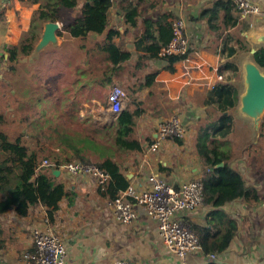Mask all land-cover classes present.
<instances>
[{"label": "crops", "instance_id": "obj_1", "mask_svg": "<svg viewBox=\"0 0 264 264\" xmlns=\"http://www.w3.org/2000/svg\"><path fill=\"white\" fill-rule=\"evenodd\" d=\"M47 1L39 0L32 4L28 0H0V47L3 56H6L7 46L19 45L30 29L32 17ZM215 1L110 0L106 28L101 36L105 44L108 43L107 36L111 35L109 43L117 51L131 55L129 61L113 65L112 82L117 81L116 76L121 68L126 67V78L118 79L117 85L129 93L122 110L139 112L132 138L137 141L140 150L110 151L107 157L119 166L128 186L138 191L148 188V179L152 175L163 178L175 187L195 179L203 182L204 175L210 173L211 169H206L196 146L199 143L210 145L215 141L216 138L211 137V130L219 126L223 116H231L230 134L216 142L220 143L221 150L228 155L226 164L239 173L244 187L252 192V196L247 201L238 199L220 207L224 214L236 222L237 230L228 249L212 262L264 264V143L261 140L258 142L257 137L249 138L252 124L247 122L239 110V98L245 90L243 67L248 63L256 65L253 55L257 50L264 49L263 44L256 41L258 36L264 34V0H252L258 3L261 10L259 15L249 17L257 26L256 31L244 28L243 21L248 18H242L239 13L237 25L228 31L223 30L215 21L208 25V11ZM85 5L86 0H77L73 9L65 8L60 12L61 19L56 23L59 27L57 32H61V36L56 33L55 42L46 46L57 47L46 72L47 77L53 78L57 84L62 76L65 87L67 78L72 80L78 74L81 81L79 75L87 73L86 70L91 67L94 69L89 79L92 85L80 82L74 88L73 93L78 97L84 96L77 107L71 101L62 104L56 100L52 89L51 93L41 92L46 99L47 109L56 100L59 110L77 111L79 119L88 112L92 113L94 120L101 124L100 128H107L114 124L116 118L108 110L107 95L102 98L91 93L103 82L101 70H96L100 68L101 57L96 59L95 64L87 61L89 52L99 51L104 44L99 42V35L94 33L82 39H73L64 31L66 26L81 17ZM127 9L136 11L134 26L126 22ZM174 20L183 22L192 47L189 54L176 62L170 72L164 60L159 57L139 58L140 54L135 48L146 31V21L153 24L151 31L158 39L157 27ZM47 24L43 23L41 30L38 29L40 38ZM260 24L262 26L259 27ZM227 37L231 38L229 42ZM38 42L29 56L19 57L14 73L6 72L3 63H0V114L4 116L10 112L19 113L22 102L29 100L36 92L38 79L32 67L46 48H37ZM150 43L145 40L140 46ZM224 47H233L234 55L227 58ZM229 62L237 67L236 73L227 69ZM23 64L27 71L20 72L18 67L23 68ZM147 74H154L153 82L149 87H140ZM129 81H134V84ZM227 86L236 92V103L234 108L222 113L217 96ZM85 95H89V98ZM171 116L181 119L186 128L184 137L166 140L156 152H148L159 124ZM17 123L21 128L22 122L16 120L14 123L18 134ZM263 124L260 120L259 126ZM7 161L8 157L0 152V165ZM52 174L65 185L69 198L60 200L51 223L48 221L47 209L41 205L31 207L25 217H19L14 212L0 215V264H24L22 256L32 248L31 233L34 229L50 230L61 238L66 249L65 264H112L116 261L181 264L165 251L157 235L156 222L145 214L142 207L134 205L136 219L129 225H123L114 216L111 199L101 195L94 178ZM210 211L212 208L203 202L201 207L190 214H184L182 219L189 224L204 226L206 214ZM187 261L190 264H206L210 260L201 252L189 255Z\"/></svg>", "mask_w": 264, "mask_h": 264}, {"label": "trees", "instance_id": "obj_2", "mask_svg": "<svg viewBox=\"0 0 264 264\" xmlns=\"http://www.w3.org/2000/svg\"><path fill=\"white\" fill-rule=\"evenodd\" d=\"M22 1V0H20ZM39 0H28L29 3L36 4ZM87 5L82 8L81 17L75 19L72 23L64 28V31L73 39L85 38L89 33L102 35L106 28V14L111 6L110 0H86ZM77 0H48L44 6L32 17L30 29L26 33L18 46H7L5 48L6 56L2 57L4 69L8 73H14L15 64L19 57H27L32 52L34 46L40 38V30L43 23L57 22L60 18L62 9H73L76 6ZM135 9L126 10V22L134 24V17L136 16ZM205 13V12H204ZM215 21L219 23L223 30H230L238 23V11L234 4L228 0H216L213 2L211 9L208 11L207 23ZM146 31L141 36L135 50L140 54L139 58L157 59L160 50L165 47L171 39V22L159 25L158 39L152 34L151 27L153 24L149 21L145 22ZM38 29H40L38 31ZM61 36V32H57ZM111 35H108L106 41L103 43L99 51L89 52L87 61L89 64H95L96 54H100V68L103 82L99 85L112 83V75L115 63H124L129 61L131 55L128 53H121L110 44ZM227 37V42L230 41ZM145 40H149L150 44H145L141 47ZM100 48V47H99ZM227 52V58L234 55L235 49L233 47H224ZM254 62L260 67L264 68V49L257 50L254 55ZM184 59V57L168 56L163 60L167 63L166 69L173 71V65ZM109 61L110 66L106 67L104 62ZM227 69L233 73L238 71L237 67L229 62ZM94 69L88 67L87 73L73 76L74 87L65 89L70 97L75 95L74 88H77L79 83L92 85L89 81ZM109 72V74H108ZM91 75V76H90ZM87 78V79H86ZM154 80V74H147L144 82L140 87H149ZM77 85V86H76ZM217 100L221 111L227 112L234 108L236 101V92L229 86L223 89ZM89 98V97H87ZM58 100V99H56ZM55 100L52 106L47 110L46 99H44L41 91L36 90L32 97L22 102L21 110H28L34 112L35 110L44 117L43 124L31 121L28 128L21 134H17L13 139L10 134L3 130L5 125L4 115L0 114V152L8 157V161L0 165V215L14 212L19 217H25L31 207L41 205L48 211V221L51 223L53 213L57 211L58 204L62 198H69L65 185L57 181L50 169L45 168L43 171L40 166L39 152L48 153L49 163L55 166L71 163L75 160L87 162V158L81 154L79 148L82 142H74L71 137L62 131V126H73L78 122L84 136L91 141L97 140L110 148H115L123 152H136L140 150V146L136 140L132 138L134 133V126L138 111H130L123 109L115 118L114 124L107 128L96 127L91 118H79L77 111L64 112L58 109L59 103ZM71 101V102H70ZM61 102V101H59ZM74 103L72 99L68 100ZM63 104V102H61ZM67 103V102H66ZM75 104V103H74ZM79 104V103H78ZM62 106V105H61ZM78 105L76 104V107ZM50 112V114H49ZM68 113V121L64 120V114ZM16 118L13 119V122ZM19 121L27 122V117H21ZM232 118L229 115L223 116L220 119V124L211 130L212 138L225 139L231 132ZM48 127V128H46ZM50 130V132H49ZM49 137V143L39 150L36 146H40L38 137L45 135ZM29 137L34 141V146L29 148L24 140ZM212 141L210 145L199 143L196 150L202 158L206 169H211L210 173H206L203 177L204 188V203L212 208L205 217V225L198 226L195 224H187L189 229L196 236L203 256L221 255L229 247L237 230L236 222L224 214L220 207L224 204L234 201H247L252 196V192L247 190L241 176L236 171H233L226 164L228 155L221 150L220 143ZM94 163V162H93ZM224 163L222 167H217ZM99 168L104 169L110 176V181L99 188V192L104 197H109L111 201L117 196L119 191L127 188L128 183L120 172L119 166L106 157L99 163H94ZM70 201V199H69ZM70 203V202H69ZM206 264H216L208 261Z\"/></svg>", "mask_w": 264, "mask_h": 264}, {"label": "built area", "instance_id": "obj_3", "mask_svg": "<svg viewBox=\"0 0 264 264\" xmlns=\"http://www.w3.org/2000/svg\"><path fill=\"white\" fill-rule=\"evenodd\" d=\"M231 1L242 18H249L261 13L258 3L252 0ZM192 47V42L185 32L181 20L171 23V39L158 53L163 60L168 56L186 57ZM3 50L0 47V63ZM128 93L122 87L115 85L109 90L106 103L109 112L117 116L123 108ZM186 128L178 116H171L162 121L157 129L156 137L148 146V152H156L166 140H176L184 137ZM40 168L58 171L59 174L68 176H90L97 182L99 188L104 187L109 181V174L94 163L74 161L60 166H55L48 161H43ZM204 201V188L200 180H190L178 186L169 184L163 178L152 175L148 179V188L143 191L136 190L133 186L117 194L111 201L116 220L129 225L136 219L134 205L143 208L145 214L156 222L157 235L165 251L177 258L181 264H190L187 257L201 253V247L196 236L183 221L182 216L197 209ZM32 248L24 253V264H65L66 249L61 238L50 230L34 229L31 233ZM216 255L208 256V260L216 261ZM112 264H138L132 261H116Z\"/></svg>", "mask_w": 264, "mask_h": 264}, {"label": "rangeland", "instance_id": "obj_4", "mask_svg": "<svg viewBox=\"0 0 264 264\" xmlns=\"http://www.w3.org/2000/svg\"><path fill=\"white\" fill-rule=\"evenodd\" d=\"M243 25H244V28L247 29V31H252V30L256 31V27L257 26H255V23L253 22L252 18L244 19ZM260 26H262V24H260L259 27ZM98 40H99V42H103V37L101 35H99L98 36ZM262 46H264V45H262ZM56 49H57V47H55L53 45H49L48 47L43 49L44 51L41 53L40 57L36 60L37 62H35L34 66L32 67L33 68V72L35 74V78L38 79V86H37L36 90H39V91L43 90L44 92L48 91L49 93H51L50 89H52L54 91L55 99H58V101L66 103V102H68V100L72 99V101L75 104L78 105V103H80L81 101L84 100V96L78 97V95L75 94L72 97H70V94L66 93V91H65V89H70L71 90L74 87L71 84L73 82L72 81L73 79L71 80L70 78H67V80H66L67 81V85L65 86L66 88L63 89L62 87H64L63 85H64V82H65V79L62 76H60L59 79L57 80L59 84L55 83L53 81V78H48L47 77L46 69L50 67V64L48 65V62L51 60L52 55H53L52 53ZM99 57H101L100 54H96L94 58L98 59ZM104 65L106 67H108V66H110V62L109 61L104 62ZM18 68H19L20 72L21 71H27L26 70L27 67H25V64H23V68L21 66H19ZM126 71H127L126 67L125 68H121L119 74L116 76L117 81H113L110 84L106 83L105 85L101 86V88L97 87L95 89V92H91V93H96L97 96L105 98L106 95H107V92L111 89L112 86L117 85V84L119 85L118 79L122 80L123 78L124 79L126 78ZM261 72H262V74H264V68L261 69ZM108 74H109V72H108ZM129 82L134 84V81H129ZM128 95H129V93H128ZM87 97H89V95L86 96V98ZM102 104L103 105L105 104L104 101H102ZM105 106H106V104L103 106L106 109ZM41 110L48 111L46 109V107L44 109H40L39 112H42ZM49 114H50V112H49ZM68 115H69L68 113L64 114V118H65L64 120L68 121ZM25 116L27 117V122L19 121V119L21 117H25ZM14 118H16L17 122H22V127L21 128L19 127L20 125L17 123V126H18L17 132H19L18 134H21L23 132L25 134V129L28 128V125H29V123L31 121L34 120V121H36V123H40L41 125L43 124V121H44V117H42L38 113V111H36V110L34 112L28 111V110H23V111L21 110L17 114H15L14 112L8 113L4 117V120H5L4 128H5L6 132L10 134V137L12 139L17 135V133L15 131V127H14L15 126V124H14L15 122H13ZM84 118L85 119L91 118V121L93 122V124L96 127H101V124L98 121L94 120L92 113L88 112L87 114H84L82 119H84ZM77 119L79 120V118H77ZM261 120H262V122H264V113H263V117L261 118ZM247 122H251V121L248 120ZM80 126L81 125H78V122H76V124H74L73 126H67L66 124H64L62 126V131H64L66 134H68L71 137L72 141H74L76 143H78V142H82L83 143V144H80L79 148L81 149V154H83V156H85L87 158L86 159L87 162L99 163V162L103 161L107 157V155L110 153V151L113 152V153H117L118 152L117 149L110 148V147L106 146L105 144L101 143L100 141L94 140V141L90 142V139H88V138H86L84 136ZM46 128H48V127H46ZM249 131H250V134H251L249 138L255 139L257 137L258 142L261 140V142L264 143V124H263V126H259V128L256 131H254V129H252V127H251V129L249 128ZM49 132H50V130H49ZM262 133H263V135H262ZM48 139H49V137H47V133L45 135H40L38 137V141L40 142V146H36L35 147L36 150H39V148L41 146L45 147L49 143ZM24 142H25L26 145L29 146V148L34 146V141H32V139L29 138V137H26ZM39 156L41 158L40 164L43 161H46V160L49 161V157L51 158V156L48 153H46V152H39ZM41 169H45V168H41ZM202 204H203V202H202ZM202 204L199 207H201ZM192 212H189V213H186V214H190ZM187 224L188 223H186V225Z\"/></svg>", "mask_w": 264, "mask_h": 264}, {"label": "water", "instance_id": "obj_5", "mask_svg": "<svg viewBox=\"0 0 264 264\" xmlns=\"http://www.w3.org/2000/svg\"><path fill=\"white\" fill-rule=\"evenodd\" d=\"M56 22H48L42 33V36L37 44V48L43 49L48 44L55 42L56 33L58 30ZM258 43L264 45V34L256 38ZM257 64L248 63L243 67L245 90L239 98L240 114L251 121L252 129L256 131L259 128V121L264 113V74ZM218 167H222L220 164ZM58 175V171H53Z\"/></svg>", "mask_w": 264, "mask_h": 264}]
</instances>
